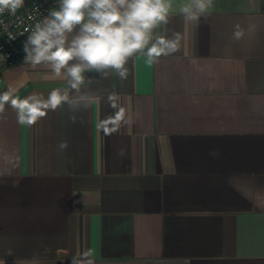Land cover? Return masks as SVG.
I'll return each instance as SVG.
<instances>
[{"label": "crops", "instance_id": "crops-1", "mask_svg": "<svg viewBox=\"0 0 264 264\" xmlns=\"http://www.w3.org/2000/svg\"><path fill=\"white\" fill-rule=\"evenodd\" d=\"M187 2L155 30L178 51L87 73L75 123L66 105L32 126L5 106L0 264H264V0H213L198 23ZM24 57L0 94L67 88Z\"/></svg>", "mask_w": 264, "mask_h": 264}, {"label": "clouds", "instance_id": "clouds-1", "mask_svg": "<svg viewBox=\"0 0 264 264\" xmlns=\"http://www.w3.org/2000/svg\"><path fill=\"white\" fill-rule=\"evenodd\" d=\"M24 2L0 0V15H14ZM171 6V0H58L57 8L27 30L24 62L33 68L48 66L56 77L66 80L67 88L54 89L46 97L19 99L0 94V116L7 105L15 110L19 124L32 126L47 112L66 105L75 123V113L86 103L85 85L92 79L87 73H96L97 80L111 75L124 79L127 61L135 55H146L154 61L178 51V35L165 38L155 34L167 23ZM212 7L213 0H188L181 12L189 21L198 23ZM8 35L15 38L10 32ZM243 35V29L236 25L234 39ZM108 100L112 107L116 106L115 93L109 94ZM120 116L123 118V110ZM67 147L66 141L58 145L61 150Z\"/></svg>", "mask_w": 264, "mask_h": 264}, {"label": "built area", "instance_id": "built-area-1", "mask_svg": "<svg viewBox=\"0 0 264 264\" xmlns=\"http://www.w3.org/2000/svg\"><path fill=\"white\" fill-rule=\"evenodd\" d=\"M54 9V0H25L15 14L5 12L0 15V82L4 74L24 53L23 43L28 31L42 21ZM8 32L15 35L10 39Z\"/></svg>", "mask_w": 264, "mask_h": 264}]
</instances>
